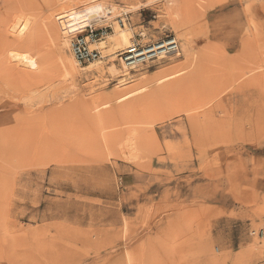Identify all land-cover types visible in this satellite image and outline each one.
<instances>
[{
  "label": "rangeland",
  "instance_id": "rangeland-1",
  "mask_svg": "<svg viewBox=\"0 0 264 264\" xmlns=\"http://www.w3.org/2000/svg\"><path fill=\"white\" fill-rule=\"evenodd\" d=\"M0 264H264V0H0Z\"/></svg>",
  "mask_w": 264,
  "mask_h": 264
},
{
  "label": "built area",
  "instance_id": "built-area-1",
  "mask_svg": "<svg viewBox=\"0 0 264 264\" xmlns=\"http://www.w3.org/2000/svg\"><path fill=\"white\" fill-rule=\"evenodd\" d=\"M68 25L70 21H68ZM69 34H74L71 41L72 52L75 59L81 64L89 61H94L102 57L101 52L97 48H91V44L100 40L105 34L106 30L102 28H94L93 25L85 27L83 30L73 31L71 29H63ZM166 44L165 47L159 48ZM157 45V46H156ZM179 44L176 37L168 35L153 43L141 44L133 42L126 49L119 53L120 60L130 67H137L141 64L155 60L161 54L167 55L177 52Z\"/></svg>",
  "mask_w": 264,
  "mask_h": 264
},
{
  "label": "bare ground",
  "instance_id": "bare-ground-1",
  "mask_svg": "<svg viewBox=\"0 0 264 264\" xmlns=\"http://www.w3.org/2000/svg\"><path fill=\"white\" fill-rule=\"evenodd\" d=\"M78 2V1H77ZM67 6L70 7L69 9L72 8V4L67 2ZM100 5H96V6H92V7H87V8H80L81 10H79L77 12V9L75 8H72L69 12H67L66 15L62 16L60 18V24H61V27L62 29H65V28H68V29H71L73 31H77V30H83L85 27L87 26H90L92 25V23L94 21H98V15H97V12L95 11ZM98 17H97V16ZM96 16V17H95ZM68 21H70V24L71 25H68ZM120 29V28H119ZM117 33V32H116ZM110 37V36H109ZM120 41H123L124 44L125 42H129V36L127 34V32L124 30V29H120V32L118 34V37H117ZM109 39V38H108ZM110 39H116L115 38H111ZM116 42V40H114ZM176 41L178 42L177 38H176ZM103 43V42H102ZM130 43H128L129 45ZM179 44V42H178ZM93 45V44H92ZM114 45V43H113ZM121 45V44H120ZM116 47H121V46H118L117 44L114 45ZM157 46V45H156ZM166 44L164 45H161L159 48H162V47H165ZM95 48V47H94ZM179 51V49H178ZM168 56L167 54L163 53L161 54L159 57L155 58V59H158V58H162V57H166ZM235 62V61H234ZM123 65L125 66V71H128L130 69V67L127 65V64H124ZM132 69V68H131ZM214 98V97H213ZM215 100V99H214ZM210 103V102H209ZM90 139V138H89ZM88 139V140H89Z\"/></svg>",
  "mask_w": 264,
  "mask_h": 264
},
{
  "label": "crops",
  "instance_id": "crops-1",
  "mask_svg": "<svg viewBox=\"0 0 264 264\" xmlns=\"http://www.w3.org/2000/svg\"><path fill=\"white\" fill-rule=\"evenodd\" d=\"M137 40H139V39H137Z\"/></svg>",
  "mask_w": 264,
  "mask_h": 264
}]
</instances>
